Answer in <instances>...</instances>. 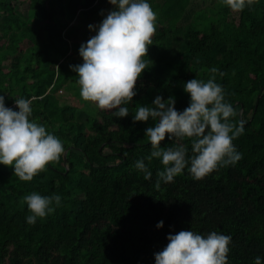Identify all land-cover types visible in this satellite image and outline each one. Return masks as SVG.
<instances>
[{
    "label": "trees",
    "instance_id": "1",
    "mask_svg": "<svg viewBox=\"0 0 264 264\" xmlns=\"http://www.w3.org/2000/svg\"><path fill=\"white\" fill-rule=\"evenodd\" d=\"M18 1L0 0V94L17 110L15 97L30 98V118L65 151L31 180L0 163V264H155L167 234L190 228L230 234L228 264L264 256V0L236 20L223 0H150L157 17L148 68L124 117L87 103L70 67L83 62L75 39L89 36L79 21L99 24L115 7L110 0H28L25 11ZM213 76L236 109L231 119L246 121L233 140L243 156L201 179L186 167L157 188L161 159L145 161L151 179L134 165L151 153L146 128L158 118L134 121V112L158 94L175 96L182 111L190 102L184 83ZM62 89L77 103L63 102ZM178 143L193 155L191 138L166 135L161 146ZM32 191L58 193L62 202L28 223L22 197Z\"/></svg>",
    "mask_w": 264,
    "mask_h": 264
},
{
    "label": "clouds",
    "instance_id": "2",
    "mask_svg": "<svg viewBox=\"0 0 264 264\" xmlns=\"http://www.w3.org/2000/svg\"><path fill=\"white\" fill-rule=\"evenodd\" d=\"M115 7L108 11L99 24H89L95 32L82 42L79 53L83 62L70 65L78 74L81 96L98 107L114 110L115 117L127 116L129 102L137 94L138 77L147 67L149 45L156 31L157 13L150 0H110ZM234 11H242L254 0H223ZM103 13V10H102ZM212 73L220 71L217 67ZM223 75V73H221ZM190 102L182 111L176 108L175 96H155L150 104H141L134 112V121L156 122L146 128L151 142V153L135 161V168L151 179L149 164L160 158L164 167L158 170L156 187L181 174L185 168L195 179H201L222 165L235 164L243 154L233 140L245 131L246 121H236L232 103L225 99L222 84L213 76L205 80L194 77L184 83ZM18 110L5 103L0 94V163L11 165L20 179L31 180L50 161H56L65 151L64 141L47 126L31 119L30 98L15 97ZM166 135L170 138H191L193 155L188 156L185 143L161 146ZM29 214L28 223L55 211L62 202L58 193L50 195L32 191L22 197ZM164 221L157 223L162 228ZM168 243L154 253L155 264H228L232 236L211 231L202 234L190 229L167 234ZM255 264H264V256L256 255Z\"/></svg>",
    "mask_w": 264,
    "mask_h": 264
},
{
    "label": "rangeland",
    "instance_id": "3",
    "mask_svg": "<svg viewBox=\"0 0 264 264\" xmlns=\"http://www.w3.org/2000/svg\"><path fill=\"white\" fill-rule=\"evenodd\" d=\"M16 4L19 5L21 11H25V10L27 9L28 0H19ZM231 15H232V17L236 20L237 17H238V12H237V11H234V10L231 9ZM78 21H79V20L77 19V20L74 22V24L79 23V22L83 23L84 25H83V27L81 28V31H82V30H86L87 33L89 34V36H88L87 39L78 36L75 40H77V41L80 42V43H82V42H86V41L90 38L91 35H94V34H95V32H94L93 30L89 29V27H88L89 24L84 23V22H82V21H79V22H78ZM74 24H73V25H74ZM75 40L72 39L71 41L73 42V41H75ZM8 62H9V61H7L5 64H8ZM58 94L61 95V100H62L63 102H66V101H69V100L71 101V100H72L73 102H76V103H77V100L73 97V95H71V92H69L67 89H62L61 91L58 92ZM73 94H74V93H73ZM86 101H87V103H89V104H91V105H93V106L97 105V104H96L95 102H93V101H90V100H86Z\"/></svg>",
    "mask_w": 264,
    "mask_h": 264
}]
</instances>
